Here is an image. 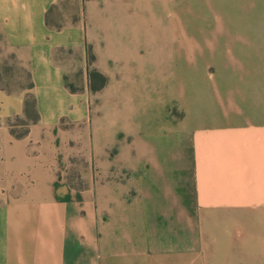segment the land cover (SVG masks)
<instances>
[{
    "label": "rangeland",
    "instance_id": "1",
    "mask_svg": "<svg viewBox=\"0 0 264 264\" xmlns=\"http://www.w3.org/2000/svg\"><path fill=\"white\" fill-rule=\"evenodd\" d=\"M48 23L83 28L80 43L49 56L66 93L37 91L0 33V133L26 138L34 156L56 155L78 189L96 183L109 244L194 245L192 144L180 99L200 72H264V0H59ZM38 96L66 107L42 108Z\"/></svg>",
    "mask_w": 264,
    "mask_h": 264
},
{
    "label": "crops",
    "instance_id": "2",
    "mask_svg": "<svg viewBox=\"0 0 264 264\" xmlns=\"http://www.w3.org/2000/svg\"><path fill=\"white\" fill-rule=\"evenodd\" d=\"M58 2L0 0V33L33 72L37 91L65 95L62 71L49 56L80 43L83 28L49 25ZM200 73L180 99L192 144L194 245L109 244L100 233L96 183L78 189L56 155L34 156L26 138L12 141L3 132L0 264H264V72Z\"/></svg>",
    "mask_w": 264,
    "mask_h": 264
}]
</instances>
